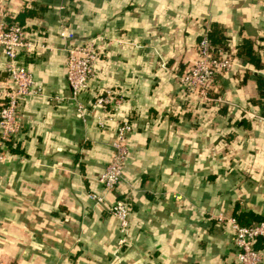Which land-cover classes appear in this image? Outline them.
<instances>
[{
	"label": "crops",
	"instance_id": "crops-1",
	"mask_svg": "<svg viewBox=\"0 0 264 264\" xmlns=\"http://www.w3.org/2000/svg\"><path fill=\"white\" fill-rule=\"evenodd\" d=\"M0 14L35 44L18 61L39 87L19 104V132L0 161V264H231L226 219H264V0H0ZM204 29L229 53L246 42L253 55L216 73L206 99L175 78ZM62 30L79 42L104 37L78 97L82 116ZM4 62L0 51V87L9 84ZM105 89L119 98L115 119L132 124L111 192L96 180L114 126L98 127L92 107ZM123 197L128 237L118 246L108 206ZM254 247L264 264L263 241Z\"/></svg>",
	"mask_w": 264,
	"mask_h": 264
},
{
	"label": "built area",
	"instance_id": "built-area-1",
	"mask_svg": "<svg viewBox=\"0 0 264 264\" xmlns=\"http://www.w3.org/2000/svg\"><path fill=\"white\" fill-rule=\"evenodd\" d=\"M1 16V14H0ZM59 36L64 40L65 79L70 91V98L74 100L76 112L85 113L78 97L88 90V83L93 76V63L98 57V48L104 44L103 35H96L86 41L73 40L72 33L62 30ZM33 42L25 38L21 26L0 21V51L3 53L4 71L9 84L0 87V161L7 154V143L19 132L16 111L24 97L37 94L39 87L35 85L27 68L20 63V53H30L35 50ZM196 56L189 69L175 78L180 89L185 92L195 91L202 99H206V90L213 76L219 72H227L234 67L241 68V64L229 53L214 50L208 39V29L199 33L195 43ZM119 98L110 90H103L93 96L92 107L98 109L102 115L96 117L98 127L103 128L106 123L113 122L112 138L109 143L111 156L97 176V182L105 190L111 192L122 179L123 164L128 155L127 140L132 131L131 121L116 120ZM249 118H255L253 113L245 112ZM264 171V164L262 165ZM264 194V186H263ZM95 204L103 205L104 197L96 193H89ZM110 215L115 219L119 236L118 246L124 244L128 237L129 203L126 197L116 198L108 206ZM231 231L233 259L231 264H262L263 255L254 245L258 239L264 243V219L248 224H240L234 217L226 219Z\"/></svg>",
	"mask_w": 264,
	"mask_h": 264
},
{
	"label": "trees",
	"instance_id": "trees-1",
	"mask_svg": "<svg viewBox=\"0 0 264 264\" xmlns=\"http://www.w3.org/2000/svg\"><path fill=\"white\" fill-rule=\"evenodd\" d=\"M12 23H15V24L21 26V24L18 21H16L14 18H10L8 24H12ZM214 36L215 35H213V32L208 30V39H209L210 43L212 44L213 49L214 50L220 49L221 51L229 53V51L226 50L227 48H225V41L223 40V38L221 36L219 37L218 34H217V37L216 36L214 37ZM229 54H231V53H229ZM241 54L246 55L250 60L253 58V55H252V52L250 50L248 43L244 42L243 45H241V47H239L237 50L235 49L231 55L235 59H237V57L242 56ZM253 61L255 63L257 62L256 59H253ZM8 143H7V145L9 146L10 144H8ZM256 221H259V219H257ZM256 221H253V222H256ZM239 223L244 224V225L248 224L245 221H239Z\"/></svg>",
	"mask_w": 264,
	"mask_h": 264
}]
</instances>
